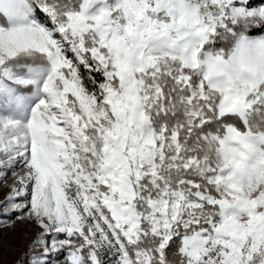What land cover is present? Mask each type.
<instances>
[{
	"label": "snow or ice",
	"instance_id": "obj_1",
	"mask_svg": "<svg viewBox=\"0 0 264 264\" xmlns=\"http://www.w3.org/2000/svg\"><path fill=\"white\" fill-rule=\"evenodd\" d=\"M3 187L26 264H264V0H0Z\"/></svg>",
	"mask_w": 264,
	"mask_h": 264
},
{
	"label": "rangeland",
	"instance_id": "obj_2",
	"mask_svg": "<svg viewBox=\"0 0 264 264\" xmlns=\"http://www.w3.org/2000/svg\"><path fill=\"white\" fill-rule=\"evenodd\" d=\"M6 193L7 187L0 188V201ZM33 235L34 229L30 225L18 221L11 228H0V264H26V253Z\"/></svg>",
	"mask_w": 264,
	"mask_h": 264
},
{
	"label": "trees",
	"instance_id": "obj_3",
	"mask_svg": "<svg viewBox=\"0 0 264 264\" xmlns=\"http://www.w3.org/2000/svg\"><path fill=\"white\" fill-rule=\"evenodd\" d=\"M253 34H257V33L254 32Z\"/></svg>",
	"mask_w": 264,
	"mask_h": 264
}]
</instances>
